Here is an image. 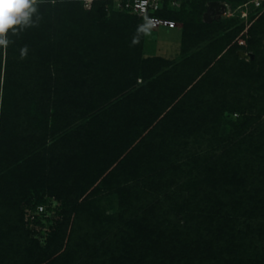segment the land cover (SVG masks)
<instances>
[{
  "label": "trees",
  "instance_id": "1",
  "mask_svg": "<svg viewBox=\"0 0 264 264\" xmlns=\"http://www.w3.org/2000/svg\"><path fill=\"white\" fill-rule=\"evenodd\" d=\"M177 1L157 13L182 24L176 63L102 2L39 0L8 33L0 264H264V12Z\"/></svg>",
  "mask_w": 264,
  "mask_h": 264
},
{
  "label": "rangeland",
  "instance_id": "2",
  "mask_svg": "<svg viewBox=\"0 0 264 264\" xmlns=\"http://www.w3.org/2000/svg\"><path fill=\"white\" fill-rule=\"evenodd\" d=\"M175 1V0H172ZM170 0V2H172ZM180 1V0H179ZM261 5L257 6L256 0H246V3L242 5L234 6V2H227L226 3V14L228 16H237L236 18L240 20L242 23H247L248 19L251 15H258L259 12H264L263 3L264 0H259ZM175 6H171L173 10H178L181 6V2H178ZM220 5H224L225 2H217ZM210 4V3H209ZM86 11H91L92 8L87 9L84 7ZM218 12H220L221 17L225 16V13H222L221 8H219ZM178 28L169 30L165 28H161L159 30H151L148 29L147 33L144 34L143 39V57H160L171 62H177L179 59L180 51H181V31L180 28L182 24L177 23ZM239 60L250 62L254 59V55L251 52L246 50H240L236 53ZM138 83H141V80L138 79ZM236 118V115L233 116V119ZM57 204L53 205V208L56 207ZM108 213L111 214L112 211L109 207L107 209ZM50 235V230H42V234H38L36 238L43 244L47 243L48 237ZM264 246V243H263Z\"/></svg>",
  "mask_w": 264,
  "mask_h": 264
},
{
  "label": "built area",
  "instance_id": "3",
  "mask_svg": "<svg viewBox=\"0 0 264 264\" xmlns=\"http://www.w3.org/2000/svg\"><path fill=\"white\" fill-rule=\"evenodd\" d=\"M84 4V7L90 9L95 2H102L106 4L107 10L109 8H113L117 11L127 12L133 14L139 18H141L145 24H149V29L151 30H159L161 28L173 30L178 28L176 22L172 20H168L165 18H161L157 16L163 9L164 2L166 0H79ZM257 6H260L261 3L259 0H256ZM178 3L176 1H172L170 3L171 6H175ZM226 5V4H225ZM220 14L216 13L212 16L211 19L214 18H223V17H230L226 14L225 16L221 17ZM44 211L43 208H39V214Z\"/></svg>",
  "mask_w": 264,
  "mask_h": 264
},
{
  "label": "clouds",
  "instance_id": "4",
  "mask_svg": "<svg viewBox=\"0 0 264 264\" xmlns=\"http://www.w3.org/2000/svg\"><path fill=\"white\" fill-rule=\"evenodd\" d=\"M39 0H0V47L7 48L8 33L16 32L20 27L32 24V16L37 11ZM149 24L141 26L138 30L147 33ZM26 52V49L22 50Z\"/></svg>",
  "mask_w": 264,
  "mask_h": 264
},
{
  "label": "water",
  "instance_id": "5",
  "mask_svg": "<svg viewBox=\"0 0 264 264\" xmlns=\"http://www.w3.org/2000/svg\"><path fill=\"white\" fill-rule=\"evenodd\" d=\"M219 8H221L222 10V13H225L226 12V6L225 4L223 5H220L218 4L217 2H211L209 5H208V8H207V11L206 13L204 14V20L206 22H210L212 19V16H214L216 13L220 14V12H218Z\"/></svg>",
  "mask_w": 264,
  "mask_h": 264
}]
</instances>
